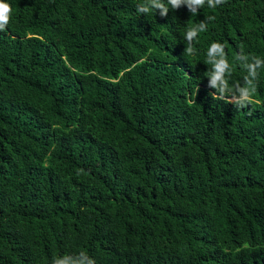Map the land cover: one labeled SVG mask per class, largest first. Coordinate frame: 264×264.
<instances>
[{"label":"trees","instance_id":"16d2710c","mask_svg":"<svg viewBox=\"0 0 264 264\" xmlns=\"http://www.w3.org/2000/svg\"><path fill=\"white\" fill-rule=\"evenodd\" d=\"M6 2L0 264L82 251L95 264H264V68L239 108L215 98L207 62L223 43L225 78L247 86L237 56L264 59V0L165 17L139 13L146 0Z\"/></svg>","mask_w":264,"mask_h":264},{"label":"clouds","instance_id":"9594fccd","mask_svg":"<svg viewBox=\"0 0 264 264\" xmlns=\"http://www.w3.org/2000/svg\"><path fill=\"white\" fill-rule=\"evenodd\" d=\"M227 0H146V3L137 6V11L141 14H148L152 11L159 12L161 17L167 16L169 6L173 10H178L182 4L187 5V9L192 14H197L199 9L207 5L210 9H215L218 6L225 4ZM176 13H180L176 11ZM13 8L6 0H0V30H6L7 25L12 21ZM209 20L215 17H208ZM207 31V23L201 21L199 24L190 27L185 33L187 48L185 49L188 55L195 54L193 41H196L199 34ZM237 60L240 65L246 70L247 75L244 77L246 87H240L239 83L229 85L228 79L225 78V72L228 73V78L231 77V67L227 59L225 45L218 41L211 43L207 50V62L212 65V70L208 73V87L217 89L215 98L229 99V102L235 104L239 108L246 107L248 104L255 102L254 94L256 93V81L259 76V70L264 68V59L257 56L238 55ZM171 69V68H170ZM239 91L240 96L237 98L235 92ZM52 264H95V260L86 252H80L78 255L65 254L53 260Z\"/></svg>","mask_w":264,"mask_h":264}]
</instances>
